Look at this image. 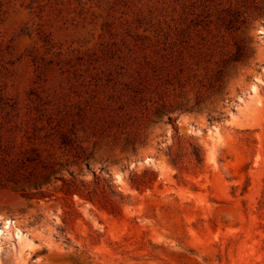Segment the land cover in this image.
I'll return each mask as SVG.
<instances>
[{
  "label": "rangeland",
  "instance_id": "obj_1",
  "mask_svg": "<svg viewBox=\"0 0 264 264\" xmlns=\"http://www.w3.org/2000/svg\"><path fill=\"white\" fill-rule=\"evenodd\" d=\"M229 4L0 0V143L72 137L46 183L0 150V264H264V0Z\"/></svg>",
  "mask_w": 264,
  "mask_h": 264
},
{
  "label": "trees",
  "instance_id": "obj_2",
  "mask_svg": "<svg viewBox=\"0 0 264 264\" xmlns=\"http://www.w3.org/2000/svg\"><path fill=\"white\" fill-rule=\"evenodd\" d=\"M230 2L228 7H222L219 12V20L222 25H224L229 31H237L242 26L240 23L241 20V11L238 7L240 1L242 0H228ZM240 23V24H239ZM250 56V48L244 42L243 39L235 38L234 41V49L229 54L227 62H239L244 61L246 58ZM225 78V70L224 68H220L216 75V81H222ZM42 127L35 125L33 126L34 134L32 136H28L31 141V145L22 149L19 147L16 149V144L7 145L4 147L2 143H0V150L4 151V157L6 164L8 166L9 171H15L22 174L28 181L33 179H44V182H48L49 178L52 175H56V179H61V175L55 173V159L53 153L49 150L50 146L55 147V143L58 141L60 147L69 146L72 143V137L69 134L68 130H59L49 132L46 137H48L51 141V144H47L48 141L43 142H35L40 138V136L36 133ZM59 130V131H58ZM44 145L47 146L44 147ZM194 155L198 161H201L202 152L199 147H194ZM26 170L28 172L26 173ZM72 174V172H71ZM16 176V175H15ZM16 182H18V176L15 177ZM42 185H36V188H40Z\"/></svg>",
  "mask_w": 264,
  "mask_h": 264
},
{
  "label": "bare ground",
  "instance_id": "obj_3",
  "mask_svg": "<svg viewBox=\"0 0 264 264\" xmlns=\"http://www.w3.org/2000/svg\"><path fill=\"white\" fill-rule=\"evenodd\" d=\"M16 232H17V235L20 236V231L19 230H16Z\"/></svg>",
  "mask_w": 264,
  "mask_h": 264
}]
</instances>
